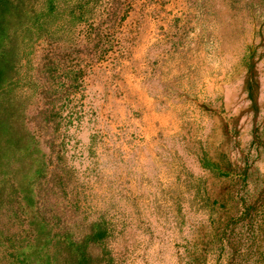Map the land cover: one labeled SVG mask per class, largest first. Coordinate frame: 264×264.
<instances>
[{
    "label": "rangeland",
    "instance_id": "374dc122",
    "mask_svg": "<svg viewBox=\"0 0 264 264\" xmlns=\"http://www.w3.org/2000/svg\"><path fill=\"white\" fill-rule=\"evenodd\" d=\"M21 10L0 85V264L38 231L53 251L99 229L94 264H264V0Z\"/></svg>",
    "mask_w": 264,
    "mask_h": 264
},
{
    "label": "trees",
    "instance_id": "16d2710c",
    "mask_svg": "<svg viewBox=\"0 0 264 264\" xmlns=\"http://www.w3.org/2000/svg\"><path fill=\"white\" fill-rule=\"evenodd\" d=\"M57 0H45V5L48 14L55 10ZM23 0H0V85L6 81V74L9 70L8 53L11 37V25L17 19H22ZM39 16L31 20H37ZM14 19V20H13ZM33 225V224H32ZM95 228H100L95 226ZM100 231V229H99ZM95 232L87 236L83 241H74L68 237L59 239L55 248L49 249L50 241L42 243L41 231H38L33 237V243H29L25 247H16L11 253V261L7 264H94L93 258L88 252V245L93 242L102 241L106 234L105 232Z\"/></svg>",
    "mask_w": 264,
    "mask_h": 264
}]
</instances>
